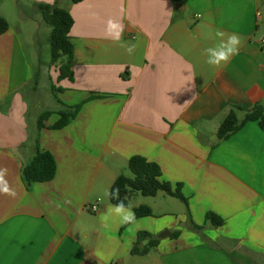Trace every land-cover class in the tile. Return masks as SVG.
<instances>
[{
  "label": "crops",
  "instance_id": "crops-1",
  "mask_svg": "<svg viewBox=\"0 0 264 264\" xmlns=\"http://www.w3.org/2000/svg\"><path fill=\"white\" fill-rule=\"evenodd\" d=\"M31 1L33 13L57 2L71 14L72 80H57L64 62L47 67L58 107L28 122L41 80L23 43L31 14L0 0L9 25L0 35V168L16 192L0 194V264H264V131L247 122L227 140L216 135L230 105L264 106V0ZM110 19L124 26L119 42L106 38ZM217 31L241 38L221 68L204 54L219 44ZM78 105L66 127L53 128ZM38 148L53 156L56 174L27 187L22 168ZM135 156L157 164L186 204L133 192L128 206L152 215L129 231L119 217L100 216ZM209 213L223 224L207 223ZM141 232L157 245L133 255Z\"/></svg>",
  "mask_w": 264,
  "mask_h": 264
},
{
  "label": "trees",
  "instance_id": "trees-1",
  "mask_svg": "<svg viewBox=\"0 0 264 264\" xmlns=\"http://www.w3.org/2000/svg\"><path fill=\"white\" fill-rule=\"evenodd\" d=\"M73 4L81 3L83 0H69ZM183 2L182 0H176ZM38 12L43 21L47 24L51 31L49 35V45L51 49L50 66H55L61 58L65 57L64 63L58 69V78L60 82L63 79L72 80L71 68L73 65V44L69 34L73 26V18L71 14L61 8L57 2L53 4H38ZM9 28L5 18L0 16V35L4 34ZM37 84V82L35 83ZM52 90L57 89L52 86ZM80 105L69 108L58 113L59 121L53 126L54 129H62L66 127L72 119L75 118ZM239 113H244L242 120L239 119ZM50 116V112H44L38 120V126L41 128L43 122ZM247 122H257L259 127L264 131V106L255 104L249 109L239 106L230 105L229 113L220 124L217 131L219 141L229 139L233 134L239 131ZM128 169L131 176L120 175L111 187L119 189L120 199L128 205V197L133 192H138L145 197H154L159 192H165L186 204L185 199L180 194L179 188L173 191L170 186L160 180L161 171L157 164L148 162L142 157L135 156L128 162ZM57 165L53 156L48 152H42L39 148L34 158L22 168L23 181L27 187L33 183H44L54 179ZM111 204H117L118 201L109 198ZM137 218L151 216V210L146 206H140L135 209ZM206 222L214 227H220L223 221L213 213L206 215ZM178 234H175L177 236ZM146 242V243H145ZM145 243V244H143ZM157 245V240L147 232L139 233L137 241L132 248L133 255H146Z\"/></svg>",
  "mask_w": 264,
  "mask_h": 264
},
{
  "label": "clouds",
  "instance_id": "clouds-1",
  "mask_svg": "<svg viewBox=\"0 0 264 264\" xmlns=\"http://www.w3.org/2000/svg\"><path fill=\"white\" fill-rule=\"evenodd\" d=\"M123 31V24L111 19L108 20L105 33L106 38L119 42ZM216 35L221 38L219 44L214 47L206 48L204 50V54L207 56V64L215 68H221L227 65L233 56L239 54L241 38L238 34L232 33L227 35V38L224 39L226 34L222 31H217ZM135 47V45H128L126 46V51L129 54H132ZM7 171L8 170L6 168H0V194L14 198L16 192L12 187H10L8 181L5 179ZM105 195L111 199L117 200L118 203L109 206L106 212L101 214V222H107L112 215H115L119 217L121 225H129V231L134 230L137 226L136 214L131 206L126 205L124 201L120 199L119 189H113L110 192H106Z\"/></svg>",
  "mask_w": 264,
  "mask_h": 264
},
{
  "label": "rangeland",
  "instance_id": "rangeland-1",
  "mask_svg": "<svg viewBox=\"0 0 264 264\" xmlns=\"http://www.w3.org/2000/svg\"><path fill=\"white\" fill-rule=\"evenodd\" d=\"M3 1H5V3H8L5 6L8 7L7 5H9V3L15 0ZM17 1L19 3L22 13L25 16H29V13L31 14L30 20H27V26L29 27V36L24 37L23 35V43L25 46L27 59L30 61L31 66L41 73L40 85L36 94V110L33 111V104H31V111L28 114V122H31V124H33V121H36V118L38 117L40 112H42L43 110H54L58 107V100H56V92L50 89L49 80L46 74V69L47 67H50L51 62V49L48 43L51 29L47 24H45L39 12L33 13V3L31 0ZM65 59L66 58L63 57L60 61L64 62ZM56 71V68H54L53 71L50 72L52 77L53 75H55L54 73ZM53 84L55 87V81ZM35 112H37L36 117ZM239 119L241 120V116H239ZM126 176H131V174L127 173Z\"/></svg>",
  "mask_w": 264,
  "mask_h": 264
}]
</instances>
